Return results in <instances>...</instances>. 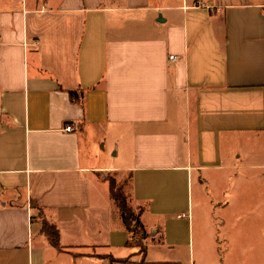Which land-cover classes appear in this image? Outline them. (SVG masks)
<instances>
[{
	"label": "crops",
	"instance_id": "obj_1",
	"mask_svg": "<svg viewBox=\"0 0 264 264\" xmlns=\"http://www.w3.org/2000/svg\"><path fill=\"white\" fill-rule=\"evenodd\" d=\"M205 171L264 176V0H0V264H137L108 175L191 251L166 216Z\"/></svg>",
	"mask_w": 264,
	"mask_h": 264
},
{
	"label": "rangeland",
	"instance_id": "obj_2",
	"mask_svg": "<svg viewBox=\"0 0 264 264\" xmlns=\"http://www.w3.org/2000/svg\"><path fill=\"white\" fill-rule=\"evenodd\" d=\"M93 147L101 154V142L95 141ZM106 147L107 152L108 144ZM110 160L115 161L113 157ZM107 179L128 186L127 176L108 175ZM190 187L189 209L186 205L178 208L167 215L166 220L179 224L192 221L193 249L190 251L183 242H178L173 252L157 251L151 245L161 236L152 237L157 235L153 233L145 240L146 260L178 258L180 264H264V176L251 173L226 182L216 171H205L200 173V182L196 176L192 177ZM177 196H181L180 189ZM152 220L144 216L147 225L150 226ZM36 227L33 224L32 231ZM199 232L202 238L197 237ZM184 233L186 230L180 232ZM18 264L25 262L19 260Z\"/></svg>",
	"mask_w": 264,
	"mask_h": 264
},
{
	"label": "trees",
	"instance_id": "obj_3",
	"mask_svg": "<svg viewBox=\"0 0 264 264\" xmlns=\"http://www.w3.org/2000/svg\"><path fill=\"white\" fill-rule=\"evenodd\" d=\"M84 92L81 90L78 95L77 92H68V96L71 101L81 102L83 99ZM106 181L109 185V193L110 197L113 201L114 206L118 210L120 214L121 221L126 229V231L130 234V239L126 242V246L137 248V254L141 255V259L137 264H149L144 262V255L146 248L144 246V240L146 239V231L140 222V214L141 210L138 212H134L130 207L128 202V196L126 193L125 184H116L114 180H109L106 178ZM40 211V210H39ZM39 216H42L40 212ZM41 233L44 234L48 242L57 250H61L58 242V231L55 226L50 225L44 220H41ZM125 264L126 260L120 261ZM155 264H177L171 262H163V263H155Z\"/></svg>",
	"mask_w": 264,
	"mask_h": 264
},
{
	"label": "built area",
	"instance_id": "obj_4",
	"mask_svg": "<svg viewBox=\"0 0 264 264\" xmlns=\"http://www.w3.org/2000/svg\"><path fill=\"white\" fill-rule=\"evenodd\" d=\"M168 59L170 60V61H172V62H175L176 60H177V58L175 57V56H173V55H170L169 57H168ZM73 129H72V127H66L65 129H64V131H66V132H71ZM125 264H128V263H125Z\"/></svg>",
	"mask_w": 264,
	"mask_h": 264
}]
</instances>
